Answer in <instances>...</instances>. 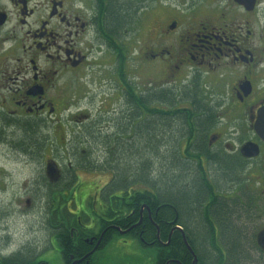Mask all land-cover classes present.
<instances>
[{
  "label": "flooded vegetation",
  "instance_id": "obj_1",
  "mask_svg": "<svg viewBox=\"0 0 264 264\" xmlns=\"http://www.w3.org/2000/svg\"><path fill=\"white\" fill-rule=\"evenodd\" d=\"M129 14L146 22L142 59L158 78L143 89L124 70ZM107 57L115 65L117 87L95 104L84 89ZM262 106L264 0H0V147L19 155L0 158V195L12 198L4 213L23 216L38 199L44 201L37 229L26 230L19 245L10 248L12 234L3 229L0 264H93L97 250L123 235L154 248L143 238L150 226L159 238L153 221L158 209L150 207V197L141 200L144 193L154 194L150 183L114 173L89 150L108 147L105 136L120 147L136 141L138 125L158 114L191 115L186 124L193 131L175 144L181 158L189 156L187 149H203L195 161L211 178L205 167L211 157L230 161L228 185L234 186L218 195L242 197L254 208L252 197L235 194L239 182L247 183L250 192L259 189L264 215V143L253 128ZM247 142L256 145L255 155L242 154ZM91 172L107 178L102 185L82 182L80 176ZM81 195L94 213L101 198L96 228L84 226L86 215L77 217L75 198ZM172 223L165 222L168 243L172 231L182 229ZM250 240L254 248L247 252L264 253V233L260 244Z\"/></svg>",
  "mask_w": 264,
  "mask_h": 264
},
{
  "label": "trees",
  "instance_id": "obj_2",
  "mask_svg": "<svg viewBox=\"0 0 264 264\" xmlns=\"http://www.w3.org/2000/svg\"><path fill=\"white\" fill-rule=\"evenodd\" d=\"M142 97L139 98L140 103L144 101ZM145 108H148L147 104ZM191 117L176 113L171 116L155 115L153 121L150 120L152 122L146 118L137 127L136 141L125 142L122 147L114 143L109 145L110 136L102 137L101 140L108 147L102 149L100 163L116 174H133L134 180L150 183L154 194L144 193L141 200L150 197V207L158 209L153 221L159 225V238H156L157 229L153 226H150L143 238L145 242L150 240L154 243L149 246L156 250L155 264H165L170 257L172 262L169 264H176L175 261L179 264H191L193 255L187 245L200 264H245L249 255L245 246L254 248V242L250 240L254 236L250 235L247 229L249 223L245 222L253 208L242 197L231 199L218 195L230 192V161L212 160L211 178L205 177L203 172L201 174L199 163L195 161L203 149H187L189 156L181 158L180 149L175 144L193 131L186 124ZM200 128L198 130L196 127L198 141ZM190 138L191 136L187 140ZM168 143L170 144L167 145ZM217 162L220 163L219 166L215 165ZM169 170L171 179L168 180L166 175ZM217 170L220 171L215 174ZM168 219L173 222L171 227L178 225L182 228L172 231L169 243V226L165 224ZM100 225L103 228L106 222L101 220ZM163 243L168 245L163 246Z\"/></svg>",
  "mask_w": 264,
  "mask_h": 264
},
{
  "label": "rangeland",
  "instance_id": "obj_3",
  "mask_svg": "<svg viewBox=\"0 0 264 264\" xmlns=\"http://www.w3.org/2000/svg\"><path fill=\"white\" fill-rule=\"evenodd\" d=\"M130 17V18H129ZM129 18V19H128ZM132 18V14L126 15L124 23L126 27L123 32V63L124 70L129 73V76L132 77L134 82L137 84L136 86L143 89L148 86L151 80L157 83L158 78H154L152 75V71L149 69L147 63L144 62L142 59V53L145 48L144 46L145 40H147L146 34V22H139L130 20ZM150 43V42H149ZM148 43V44H149ZM146 44V45H148ZM126 47V48H125ZM114 63L110 57H107L105 61L102 62L100 67L98 68L99 74H96L95 78L93 79L92 83H89L84 91L90 90L89 95L93 96L95 99V104L100 101L99 96L103 97H112V94H115L114 89L117 87L116 82V75H114ZM155 83V84H156ZM174 90H178L180 87L179 82L173 84ZM83 89L81 88V95ZM176 95H179L177 92ZM114 102L115 96L113 97ZM113 102V103H114ZM109 141L113 142V138L109 137ZM114 146V145H113ZM100 150L99 154L97 152ZM92 155H101L102 149L97 150H89ZM19 155L15 153L13 150L8 148L0 147V158H10V157H18ZM210 159V158H209ZM211 161L210 160V167L207 165L205 167L211 168ZM107 176L102 177L101 174L98 172H91V174H84L80 176L81 181L90 184L95 183L97 185H102L103 182L106 180ZM240 185L236 188V192L240 193L241 196L247 198L252 197L251 200L253 201V211L252 214L249 216V219L245 220V222L249 223L247 229L251 236H254L251 239H254L257 234L262 232V228H264V215L262 213L261 204H260V192L259 189L256 188L255 191L250 192L247 189V183L239 182ZM234 184H229L228 188H233ZM238 193V194H239ZM100 199L98 198V202L100 203ZM12 198L9 197V194L0 195V235L2 234L3 229L8 227V231L12 234L9 247H15L19 245L23 238L25 237V231L31 232V228H36V219L43 218V211L41 206H44V201L42 203V199H38L35 207L31 209L28 214H24L23 216L12 214L11 216L8 213H4V210L7 206L11 203ZM97 202V201H96ZM97 202L94 213L92 210L88 209L86 206V197L85 195H81V197L75 198L76 204V214L77 217H82V215H86L89 217V220L86 222L83 219V224L85 227L89 228H96L94 220L102 211L100 208L99 203ZM87 209L89 212H87ZM45 212V210H44ZM90 216H89V215ZM3 219V220H1ZM6 223V224H5ZM260 247V245H258ZM247 248V246H245ZM261 248V247H260ZM55 250L58 253L57 247L54 245L52 248V252L54 253ZM248 258L245 261V264H264V253L258 252L254 250L252 252H248ZM93 264H155V249L151 247H144L142 246L137 239L132 238L128 235L123 236H114L105 246L104 248L97 250L93 257Z\"/></svg>",
  "mask_w": 264,
  "mask_h": 264
},
{
  "label": "water",
  "instance_id": "obj_4",
  "mask_svg": "<svg viewBox=\"0 0 264 264\" xmlns=\"http://www.w3.org/2000/svg\"><path fill=\"white\" fill-rule=\"evenodd\" d=\"M253 128H254V132L256 136L264 143V106L258 109L257 117L255 118ZM254 147H256V145L253 143H249V142L245 143L241 148L242 154L245 156L255 155L256 152H255ZM263 233L264 232L262 231L259 234H257L256 239L259 240L258 243L262 239ZM187 248L194 257L193 262H192V264H194L197 261L196 256L193 250L188 245H187Z\"/></svg>",
  "mask_w": 264,
  "mask_h": 264
},
{
  "label": "bare ground",
  "instance_id": "obj_5",
  "mask_svg": "<svg viewBox=\"0 0 264 264\" xmlns=\"http://www.w3.org/2000/svg\"><path fill=\"white\" fill-rule=\"evenodd\" d=\"M133 179V178H132ZM121 186V185H120ZM177 228V227H176ZM178 229H180V228H178ZM186 237V236H185ZM87 248V247H86ZM190 252V251H189Z\"/></svg>",
  "mask_w": 264,
  "mask_h": 264
}]
</instances>
